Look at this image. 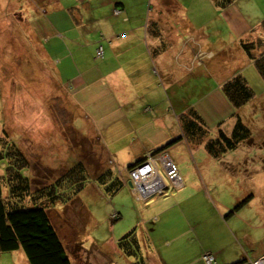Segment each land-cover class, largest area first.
<instances>
[{
    "label": "rangeland",
    "instance_id": "374dc122",
    "mask_svg": "<svg viewBox=\"0 0 264 264\" xmlns=\"http://www.w3.org/2000/svg\"><path fill=\"white\" fill-rule=\"evenodd\" d=\"M117 2L122 4H116ZM148 4L147 0H0V136L3 135V129H8L12 141L19 144L29 160L25 173L32 177L33 185H46L54 181L65 168L79 161L84 163L89 173L83 190L65 203L54 204L49 209L50 218L72 264L132 262L133 256L121 252L117 244L123 234L130 230H134L138 237L141 234L148 237L149 234L151 244L166 245L163 241L167 231L163 232L158 222H143L141 213L143 206L156 203L161 195L172 192L170 188H173V183L165 174L161 163L158 162V169L166 184L162 193L139 198L138 193L134 192L135 183L131 182L129 173L141 162L136 163L137 159H133L126 161L124 168L121 167L124 166L121 159L123 147L126 146L123 142L130 141L127 137L130 126L124 124L123 120L109 117L105 121L112 123L111 130H104L102 126L95 129L93 113L86 109L82 111L71 104L80 106L77 99L81 93L67 87L66 83L50 84L49 90V71L53 70L49 66V51L60 50L57 43L53 42V33H57L54 26L66 38L71 37L72 27L82 29L87 34L93 29L107 32L112 27L117 36L125 38V32L131 24L139 33L144 28L140 23L146 16ZM242 4L247 11L256 9L255 16L258 18L264 14V0H256V4L255 0H242ZM154 6L157 5H153L151 11ZM116 8L120 11L114 15ZM115 16H127L129 20L121 25ZM66 45V53L71 54L73 44L67 40ZM102 54L103 52L98 57ZM122 60L126 61L125 56ZM87 64L89 66L91 62ZM120 74L123 75V70H120ZM94 76L92 74L86 78L89 89H94V82L90 84ZM37 78L38 86L35 85ZM116 80L120 85L117 90L121 93L116 97L118 101L115 106L119 107L128 98L126 88L129 85L125 76L123 79L116 77ZM247 83L254 93L252 99L255 101L249 109L246 108L248 102L241 107V119L250 131L248 138L242 139L235 148L226 150L219 156L205 152L202 143L192 145V148L173 143L165 148L170 155H174L172 158H175L173 160L177 173L183 181L186 174L194 184L193 187L201 185V188L197 186L199 191L196 189L192 196V206H197L200 213L208 214L211 207L219 206L222 201L231 203L235 197L219 193L231 186L240 191L244 186L247 190L246 197L253 193V197L247 198L242 211L250 226L246 227V244L238 238L241 249L244 245L247 247L253 243H256V247L264 246V210L260 208V205L264 206V80L255 74L247 78ZM213 84L214 79L206 78L207 87ZM190 85H194L193 81ZM202 85L200 83L198 86L199 92ZM185 91L186 85H183L176 104L180 103L184 107L187 101L191 102V106L200 102L196 98L185 101L187 95L181 97ZM205 100L201 99L198 105L206 104ZM132 103L133 107L142 106L138 99H134ZM125 106H128L127 103ZM206 107L200 112L205 117L206 124L212 127L216 112L213 107ZM234 111L237 110L233 107L230 112L227 110L225 118ZM148 113L149 111L142 112L140 108V114L134 117L130 115L129 119L134 118V126L145 124L150 120ZM162 125L166 130L175 126L169 117L162 119ZM148 128L149 126H143L142 132L146 133ZM48 139L49 143H45ZM141 141L142 139L130 141L127 146L137 154L140 152ZM154 153H159L158 157L161 159L169 158L163 150ZM181 156L188 157V160L179 164ZM5 165L6 161L1 160L0 171H3ZM124 169H127L126 180L121 173ZM104 170H111L119 179L117 188L114 187L112 192L107 191L105 185L99 184L95 179ZM184 189L191 190L190 185ZM199 212L194 209L196 216L200 215ZM184 226H178V233H169V239L175 240L174 243L181 239L179 233L184 230ZM140 242L144 264H148L153 247H148L142 239ZM176 244L181 246L182 255L186 256V245L179 241ZM163 254L161 261L166 264L168 260L173 261L172 255L167 252ZM2 255L0 264H29L21 250ZM207 255L210 256V261L203 258ZM200 261L203 264H215V255L212 251L204 250L200 253ZM200 261L196 263L201 264ZM178 264L187 263L181 259ZM257 264H264V261L260 259Z\"/></svg>",
    "mask_w": 264,
    "mask_h": 264
},
{
    "label": "crops",
    "instance_id": "0c3cea01",
    "mask_svg": "<svg viewBox=\"0 0 264 264\" xmlns=\"http://www.w3.org/2000/svg\"><path fill=\"white\" fill-rule=\"evenodd\" d=\"M148 1V11L140 23L144 28L140 33L136 32L133 24L126 32L121 30L125 32V38L117 36L112 27L107 32L93 29L89 34L72 27L71 37L66 38L62 31L54 26L57 33H53L55 38L53 42L57 43L60 50L49 51V66L53 68L49 71V90L50 84L66 83L67 87L70 86L81 93L77 99L80 106H75L72 102L71 104L82 111L86 109L93 113L95 129L102 126L104 130H111L112 123L105 120L109 117L113 120L120 119L130 126L127 135L130 141L142 139L140 152L137 154L127 146L130 141L123 142L126 145L123 147L121 159L124 163V166H121L123 168L126 161L143 159L147 153L154 152L166 143L183 144L192 148V144L183 136L180 122V115L191 106V102L187 100L196 98L201 102V99H206V104L198 105L200 102H197V105L192 106L204 119L200 111L205 109L206 105L214 108L216 116L213 119L214 126L211 127L213 128L225 119L229 121L231 116V114L228 118L224 116L227 110L229 112L232 110V105L221 91L223 82L237 73L243 75L246 81L249 76L255 74L263 80L254 58L247 53L243 43H251L253 55H259L262 51L264 14L258 18L255 16L256 9L247 11L242 0H235L225 7H219L213 0ZM153 5L157 6L151 11ZM119 11L120 9L116 8L113 14L117 15L116 12ZM115 17L121 25L129 20L127 16ZM67 40H70L74 47L71 54L66 53ZM98 47H101L103 52L101 57L97 55ZM123 56L126 61L122 60ZM87 62L91 64L88 66ZM120 70H123L129 85L126 88L128 98L116 107L115 102L118 101L116 97L121 93L117 90L120 85L116 83V77L124 78L122 74L119 75ZM92 74L95 76L90 84L94 82L92 87L94 89H89L86 78ZM206 78L214 79L215 84L207 87ZM191 81L193 86L190 85ZM35 83L39 85L38 78ZM200 83L203 85L199 92ZM183 85H186V91L181 97L187 95L184 107L180 106V103H175L180 98ZM134 99L140 100L142 106L133 107ZM253 100L252 98L249 100L246 108L249 109L254 104ZM125 103L128 106H125ZM140 108L142 112L149 111L147 117H150V120L134 126V118L129 119V116H138ZM239 114L243 116L241 108ZM167 117L175 124L169 130L162 125V119ZM227 124L230 125L231 120ZM225 125L224 123L220 126ZM143 126H149L146 133L142 132ZM45 143H49V139ZM204 151L207 152L205 149ZM163 152L174 162L175 158H172L174 155H170L166 149ZM178 160L181 164L188 160V157L181 156ZM126 170L121 171L125 180L128 178ZM179 177L181 185L170 188L173 193L161 195L156 203L142 207L143 222H158L160 229L163 232L167 231L163 241L166 242V247L151 244L149 234L148 237L141 234L148 247H153L148 264H166L161 261L164 252L174 257L173 261H167L168 264H178L181 259L186 260L187 264H197L196 262L200 261V253L204 250L213 252L215 264H253V260L264 255V246L256 247V243L239 248L238 238L246 244V227L250 226L242 211L245 209L247 198L253 197V193L246 197L247 190L244 186L242 191L231 186L219 192L224 196L235 197L231 203L222 201L219 206L211 207L208 214L200 213L197 206L194 208L192 206V196L196 189L199 191L201 185L198 184V188L195 185L194 189V184L186 174L184 181L181 175ZM187 185H190L191 190L184 189ZM170 197L173 198L168 200ZM216 200L219 201L217 197ZM260 208L264 210V206L260 205ZM194 209L200 215L196 216ZM181 225L185 226L179 233L181 239L177 241L186 245L184 249L186 256L182 255L181 246L176 244L177 241L174 243L175 240L169 239L168 235L171 232L178 233L176 230ZM2 253L6 254L0 251V261ZM200 263L203 264L201 261Z\"/></svg>",
    "mask_w": 264,
    "mask_h": 264
},
{
    "label": "trees",
    "instance_id": "16d2710c",
    "mask_svg": "<svg viewBox=\"0 0 264 264\" xmlns=\"http://www.w3.org/2000/svg\"><path fill=\"white\" fill-rule=\"evenodd\" d=\"M213 1L219 7H225L235 0ZM263 44L261 41V46ZM250 46L251 43H243L264 80V48L259 55H253ZM221 91L237 110L230 116V125L225 119L223 123L209 127L193 106L180 115L183 136L192 145L202 143L212 156L235 148L250 135L249 128L239 114V109L254 94L245 77L240 73L234 74L221 84ZM224 123L225 127L220 126ZM168 146L166 143L154 152H160ZM1 160L6 161V165L0 173V251L21 250L29 264H72L50 218L49 209L54 204L65 203L85 187L89 173L84 163L79 161L65 168L59 177L46 185H33L32 177L25 173L29 160L19 144L12 141L6 129L0 136ZM141 161L139 159L136 163ZM95 179L105 185L109 192L119 184L117 175L111 170H104ZM139 239L143 240V237H138L134 230H130L117 242L121 252L133 256L134 260L128 264H144Z\"/></svg>",
    "mask_w": 264,
    "mask_h": 264
},
{
    "label": "built area",
    "instance_id": "2783aa9c",
    "mask_svg": "<svg viewBox=\"0 0 264 264\" xmlns=\"http://www.w3.org/2000/svg\"><path fill=\"white\" fill-rule=\"evenodd\" d=\"M102 53L101 47L97 48V55ZM159 153H151L147 154L144 157V160L141 161L139 166L134 167L130 170L129 176L131 177V182L135 183L134 192H137V196L139 198H143L152 193H162L163 188L165 187V182L162 177V174L158 169V162L161 163L165 174L171 179L173 183V187H178L181 185V178L177 173V168L175 163L170 158L161 159L158 157ZM155 157V158H154ZM142 172L145 174V181L142 183L137 182V174H141ZM169 187V186H168ZM206 261H210V256L203 257ZM264 261V255L252 263L257 264L259 260Z\"/></svg>",
    "mask_w": 264,
    "mask_h": 264
},
{
    "label": "bare ground",
    "instance_id": "6f19581e",
    "mask_svg": "<svg viewBox=\"0 0 264 264\" xmlns=\"http://www.w3.org/2000/svg\"><path fill=\"white\" fill-rule=\"evenodd\" d=\"M143 181H145V174L143 172H142V175L140 173L137 174V182H138V184L142 183Z\"/></svg>",
    "mask_w": 264,
    "mask_h": 264
},
{
    "label": "clouds",
    "instance_id": "9594fccd",
    "mask_svg": "<svg viewBox=\"0 0 264 264\" xmlns=\"http://www.w3.org/2000/svg\"><path fill=\"white\" fill-rule=\"evenodd\" d=\"M153 153V152H152ZM143 160V159H142Z\"/></svg>",
    "mask_w": 264,
    "mask_h": 264
}]
</instances>
